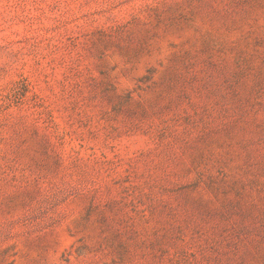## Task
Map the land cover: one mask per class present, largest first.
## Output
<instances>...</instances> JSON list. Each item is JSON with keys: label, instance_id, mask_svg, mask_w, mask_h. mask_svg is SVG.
<instances>
[{"label": "rangeland", "instance_id": "1", "mask_svg": "<svg viewBox=\"0 0 264 264\" xmlns=\"http://www.w3.org/2000/svg\"><path fill=\"white\" fill-rule=\"evenodd\" d=\"M0 264H264V0H0Z\"/></svg>", "mask_w": 264, "mask_h": 264}]
</instances>
